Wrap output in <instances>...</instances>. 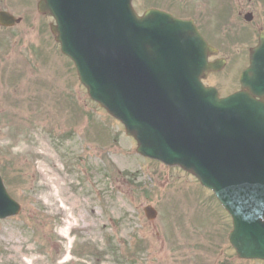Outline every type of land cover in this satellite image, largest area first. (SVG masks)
Wrapping results in <instances>:
<instances>
[{"label":"rangeland","instance_id":"rangeland-1","mask_svg":"<svg viewBox=\"0 0 264 264\" xmlns=\"http://www.w3.org/2000/svg\"><path fill=\"white\" fill-rule=\"evenodd\" d=\"M170 1L171 8L161 1L164 9L185 15L187 1L195 16L198 0ZM34 3L8 0L11 12L27 14L22 24L0 30V176L20 206L17 216L0 221V264H119L122 255L136 264H259L238 260L216 236L214 220L226 215L210 192L180 170L136 155L123 128L88 98L60 56L46 33L49 18L39 17L37 34H26ZM152 5L134 2L139 14ZM205 32L214 39L210 27ZM37 68L52 81L37 77ZM234 73L205 81L225 96L236 85ZM55 188L63 203L53 197ZM147 206L157 212L152 222L144 217ZM219 222L230 230L229 218Z\"/></svg>","mask_w":264,"mask_h":264},{"label":"water","instance_id":"water-1","mask_svg":"<svg viewBox=\"0 0 264 264\" xmlns=\"http://www.w3.org/2000/svg\"><path fill=\"white\" fill-rule=\"evenodd\" d=\"M69 2L73 1L47 0V4L42 3L39 9L50 11L57 18L63 51L74 58L80 80L91 97L100 101L124 124L126 133L136 139L139 154L160 159L167 165H177L189 171L194 169L192 173L200 181L218 192L227 207L235 209L238 204L234 198L241 197L240 192L233 196L220 193V181L230 180L239 190L250 182L264 180V105L243 95L219 100L214 91L202 89L198 81L201 69L205 67L200 59L201 53L198 54L196 70L187 67L167 71L148 67L153 51L174 56L181 67L186 66L187 61L184 63L179 51L191 47V37L183 34H189L187 23L170 17L166 23L158 22L151 19L153 12L138 19L131 9V0H76L79 14L76 12V17L72 18ZM83 32L90 33L87 39L81 35ZM71 38L80 45H71ZM111 47L128 55L126 59H120L124 67H117L110 61ZM194 47L200 50L199 45ZM258 52L259 49L255 54ZM87 55L88 64L81 66L80 60ZM136 60L145 66L144 70L137 68ZM241 83L251 88L248 96L264 95V71L256 68L248 71ZM225 112L235 113L237 117H224ZM212 113H215L212 115L213 133L197 142L195 147L189 146L186 140L181 141L180 132L191 133L198 129L200 134L207 133L206 121ZM217 117L220 118L218 121ZM217 126L235 130L232 150L202 148L204 143L208 147L224 143L215 137L219 132ZM248 130L261 133L253 135ZM244 198L248 200L250 197ZM16 212V205L0 185V217ZM250 213L252 211L246 207L236 209L235 215L240 218V223L235 225L230 240L239 257L264 259L260 254L256 255L255 250H250L257 249L260 235L264 234V213L247 221L245 217ZM145 214L149 220L155 216L150 208ZM246 238L250 241L244 244Z\"/></svg>","mask_w":264,"mask_h":264},{"label":"flooded vegetation","instance_id":"flooded-vegetation-1","mask_svg":"<svg viewBox=\"0 0 264 264\" xmlns=\"http://www.w3.org/2000/svg\"><path fill=\"white\" fill-rule=\"evenodd\" d=\"M205 22H203L204 24ZM197 26L202 34L199 24ZM264 31V0H229L228 48L248 60L250 50ZM243 64V63H239Z\"/></svg>","mask_w":264,"mask_h":264},{"label":"bare ground","instance_id":"bare-ground-1","mask_svg":"<svg viewBox=\"0 0 264 264\" xmlns=\"http://www.w3.org/2000/svg\"><path fill=\"white\" fill-rule=\"evenodd\" d=\"M59 196H60V191L55 188V191L53 193V197L57 200V199H59Z\"/></svg>","mask_w":264,"mask_h":264}]
</instances>
